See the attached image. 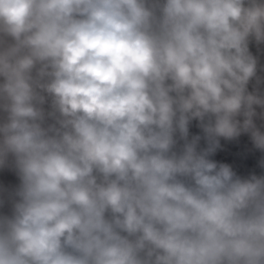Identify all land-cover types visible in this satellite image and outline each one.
I'll list each match as a JSON object with an SVG mask.
<instances>
[{"label": "clouds", "instance_id": "9594fccd", "mask_svg": "<svg viewBox=\"0 0 264 264\" xmlns=\"http://www.w3.org/2000/svg\"><path fill=\"white\" fill-rule=\"evenodd\" d=\"M0 264H264V0H0Z\"/></svg>", "mask_w": 264, "mask_h": 264}]
</instances>
